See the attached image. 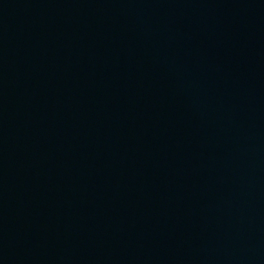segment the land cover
Listing matches in <instances>:
<instances>
[{
  "label": "water",
  "instance_id": "1",
  "mask_svg": "<svg viewBox=\"0 0 264 264\" xmlns=\"http://www.w3.org/2000/svg\"><path fill=\"white\" fill-rule=\"evenodd\" d=\"M0 264H264V0H0Z\"/></svg>",
  "mask_w": 264,
  "mask_h": 264
}]
</instances>
